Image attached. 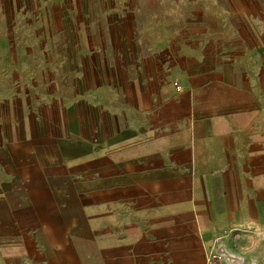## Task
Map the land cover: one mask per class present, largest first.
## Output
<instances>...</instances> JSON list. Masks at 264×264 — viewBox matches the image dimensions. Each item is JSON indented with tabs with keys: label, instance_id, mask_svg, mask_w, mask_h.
I'll return each instance as SVG.
<instances>
[{
	"label": "rangeland",
	"instance_id": "obj_1",
	"mask_svg": "<svg viewBox=\"0 0 264 264\" xmlns=\"http://www.w3.org/2000/svg\"><path fill=\"white\" fill-rule=\"evenodd\" d=\"M239 87L243 100L218 98ZM207 93L218 99L200 102ZM254 100L240 116L260 124L264 0H0V264H120L133 199L156 210L152 192L168 196L167 175L151 173L189 166L135 160L235 134L238 106ZM251 186L259 223L220 226L198 264L222 232L242 264H264V174Z\"/></svg>",
	"mask_w": 264,
	"mask_h": 264
},
{
	"label": "crops",
	"instance_id": "obj_2",
	"mask_svg": "<svg viewBox=\"0 0 264 264\" xmlns=\"http://www.w3.org/2000/svg\"><path fill=\"white\" fill-rule=\"evenodd\" d=\"M246 91L253 98L262 99L261 93H257V90L249 88ZM214 98L222 100L236 98L240 101L245 95L243 88L239 87L236 93L219 94L218 98L214 94H204L200 102L209 103L214 101ZM257 103L260 102L254 100L238 106L239 122L233 126L236 133L225 135L223 138L205 135L201 139L202 150L190 153L180 148L135 160L134 164L138 166L152 168L158 158L171 162L176 160L183 162L187 159L189 166L168 167L151 173L167 175L168 179L163 181L166 182L168 196L152 192L149 198L157 200L159 208L156 210H150L149 207L154 203L147 202L146 197L141 200L133 199L135 202L132 206L137 208L135 215L126 212L125 219L124 216L122 218L121 245L124 249L121 257L124 258L120 264H198L194 255L198 249L203 252L202 244L208 242V238L214 236L220 226L239 224L238 226L252 227L259 223L257 201L255 193L252 192L255 189L251 185L257 183V175L264 174L263 162L256 165L257 159L264 158V120L261 122L263 124L250 120L245 122L240 116V112H256ZM174 136H168L167 143L175 144ZM158 142L157 140L145 142L143 147L152 148ZM217 143H221L222 147H215L214 144ZM133 148L136 147H130ZM191 159H200L198 162L200 166L192 167ZM224 159H231V165L224 163L222 161ZM228 175L235 176L231 188ZM215 181L219 182L215 185ZM159 188L155 185L154 190L158 191ZM228 188L235 190L233 197L228 195L218 200L213 193ZM143 210L149 213L145 214ZM233 240L234 237L231 235L228 243L236 248ZM239 240L246 249L255 245V239L246 233H241Z\"/></svg>",
	"mask_w": 264,
	"mask_h": 264
},
{
	"label": "built area",
	"instance_id": "obj_3",
	"mask_svg": "<svg viewBox=\"0 0 264 264\" xmlns=\"http://www.w3.org/2000/svg\"><path fill=\"white\" fill-rule=\"evenodd\" d=\"M231 235L222 232L217 235L206 251V264H242L243 257L240 256L228 243ZM253 264V262L251 263Z\"/></svg>",
	"mask_w": 264,
	"mask_h": 264
}]
</instances>
